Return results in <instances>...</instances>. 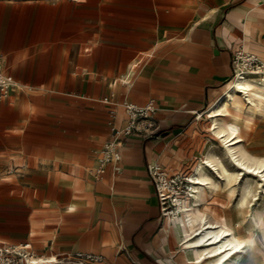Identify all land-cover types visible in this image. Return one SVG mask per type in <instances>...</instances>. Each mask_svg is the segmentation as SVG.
Here are the masks:
<instances>
[{"label":"crops","instance_id":"1","mask_svg":"<svg viewBox=\"0 0 264 264\" xmlns=\"http://www.w3.org/2000/svg\"><path fill=\"white\" fill-rule=\"evenodd\" d=\"M239 48L264 60V0H0V242L189 264L148 165L189 172ZM129 101L154 132L116 131ZM116 136L122 158L98 173Z\"/></svg>","mask_w":264,"mask_h":264},{"label":"bare ground","instance_id":"2","mask_svg":"<svg viewBox=\"0 0 264 264\" xmlns=\"http://www.w3.org/2000/svg\"><path fill=\"white\" fill-rule=\"evenodd\" d=\"M257 107H264V71L240 69L230 79L222 95L208 107L207 114L213 120L212 132L223 143L224 153L233 169L230 170L210 148L187 174L189 191L182 201L180 214L173 218V222L180 247L190 263L242 264L243 255L239 252H248L252 247L249 240H243L239 235V226L232 224L223 212L224 202L212 197V193L218 192L222 185L211 180V172L218 179H223L231 192L234 190L233 182L243 174L264 177V158L253 155L244 146V135L237 121L225 122L240 111L251 116ZM255 181L246 178L242 184L245 198L255 190Z\"/></svg>","mask_w":264,"mask_h":264},{"label":"built area","instance_id":"3","mask_svg":"<svg viewBox=\"0 0 264 264\" xmlns=\"http://www.w3.org/2000/svg\"><path fill=\"white\" fill-rule=\"evenodd\" d=\"M0 52V97L6 94L14 84L12 76L7 73L2 64ZM233 76L237 70L264 71V60L255 52L245 51L239 48L235 51L232 60ZM232 76V77H233ZM107 100V98H106ZM129 121L121 129L116 130L124 134H130L134 130L145 129L154 132L155 123L147 118L152 110L151 105L140 106L133 102L124 103ZM122 158V142L118 137L104 142L100 157L98 173L105 171V164L109 161L118 162ZM148 173L153 181L160 201L161 212L168 220H172L181 212L182 201L189 191L187 173L167 175L163 166L158 162L148 165ZM52 262H64L73 264H112L103 255L94 252L73 251L61 253L58 256L45 257L39 255L31 242L8 243L0 242V264H45Z\"/></svg>","mask_w":264,"mask_h":264},{"label":"rangeland","instance_id":"4","mask_svg":"<svg viewBox=\"0 0 264 264\" xmlns=\"http://www.w3.org/2000/svg\"><path fill=\"white\" fill-rule=\"evenodd\" d=\"M252 74L257 75L255 73ZM244 107L246 108L247 105H244ZM254 111L255 113L251 116L245 111H240L235 116L225 119V122L237 121L244 135V141H242L244 146L253 155L264 158V107L254 108ZM210 121L211 119H209L211 127L212 123ZM206 135V146L201 148L198 155L185 170H188L190 174L193 166L202 159L210 148H213L226 166L232 170L233 167L229 164L227 156L224 153L223 143L212 132V129ZM246 178L256 180V188L247 198L242 194V184ZM211 180L219 182L222 185V188L218 192L212 193V197L224 202V206L222 207L223 212L228 216L232 224L239 226V235L242 239L249 240L252 244L248 252H239L243 255L242 264H264V177L258 174H243L237 181L233 182L234 190L232 192L229 191L224 180L218 179L215 173L211 172ZM188 257L190 259V256ZM189 264L194 263L191 262Z\"/></svg>","mask_w":264,"mask_h":264}]
</instances>
